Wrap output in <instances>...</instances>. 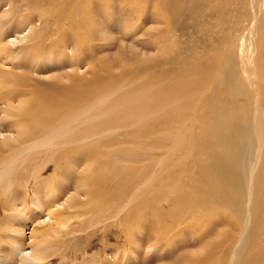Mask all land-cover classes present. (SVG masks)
Wrapping results in <instances>:
<instances>
[{"label":"bare ground","instance_id":"obj_1","mask_svg":"<svg viewBox=\"0 0 264 264\" xmlns=\"http://www.w3.org/2000/svg\"><path fill=\"white\" fill-rule=\"evenodd\" d=\"M53 260L264 264V0H0V264Z\"/></svg>","mask_w":264,"mask_h":264},{"label":"rangeland","instance_id":"obj_2","mask_svg":"<svg viewBox=\"0 0 264 264\" xmlns=\"http://www.w3.org/2000/svg\"><path fill=\"white\" fill-rule=\"evenodd\" d=\"M96 44H98V46L99 47H108L107 45H104L103 44V42L102 43H98V42H96ZM110 48V47H109ZM109 48L107 49V50H104L103 51V49L102 50H100V52L98 53V56H101V55H103V54H105V53H110V50H109ZM128 57V54L126 53V52H123L122 53V56L120 55L119 56V60H123L124 58L126 59ZM82 70V71H81ZM113 74H116V72H117V70H113L112 69V71H111ZM41 74V73H40ZM45 76H47V73L45 72V73H43ZM78 74H82V75H85L86 77H88L89 75H90V72H89V69L86 67V65H82L81 67H80V70H79V72H78ZM41 77H44V76H41ZM44 80H46V78L44 77ZM31 226H30V224H28V228H30ZM26 231H28V229L26 230ZM184 242H183V248H180V249H174V246H173V251L171 250V251H169V253L168 254H182L185 250H187V249H185V246H187L188 244H191L192 243V241H189L188 240V237H186V239L185 240H183ZM191 248V247H190ZM25 252H27V251H25ZM93 252V250L92 251H90V252H88V253H92ZM109 252H111V251H109L108 250V253ZM62 254H68V253H62ZM53 264H63V261L61 262V261H59V260H53V262H52Z\"/></svg>","mask_w":264,"mask_h":264}]
</instances>
